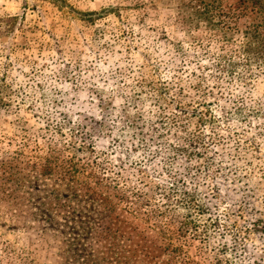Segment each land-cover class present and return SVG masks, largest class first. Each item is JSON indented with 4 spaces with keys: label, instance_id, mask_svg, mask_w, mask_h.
Listing matches in <instances>:
<instances>
[{
    "label": "rangeland",
    "instance_id": "1",
    "mask_svg": "<svg viewBox=\"0 0 264 264\" xmlns=\"http://www.w3.org/2000/svg\"><path fill=\"white\" fill-rule=\"evenodd\" d=\"M238 1L0 0V264H264Z\"/></svg>",
    "mask_w": 264,
    "mask_h": 264
},
{
    "label": "trees",
    "instance_id": "2",
    "mask_svg": "<svg viewBox=\"0 0 264 264\" xmlns=\"http://www.w3.org/2000/svg\"><path fill=\"white\" fill-rule=\"evenodd\" d=\"M248 1L249 0H239L238 3L236 4V6H234L233 15L235 18H240L242 16V14L249 8ZM252 3L257 8L262 7L261 0H253Z\"/></svg>",
    "mask_w": 264,
    "mask_h": 264
}]
</instances>
